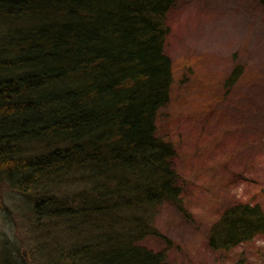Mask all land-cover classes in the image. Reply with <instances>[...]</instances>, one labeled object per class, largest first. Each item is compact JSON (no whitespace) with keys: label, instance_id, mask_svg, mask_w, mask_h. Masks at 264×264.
<instances>
[{"label":"trees","instance_id":"1","mask_svg":"<svg viewBox=\"0 0 264 264\" xmlns=\"http://www.w3.org/2000/svg\"><path fill=\"white\" fill-rule=\"evenodd\" d=\"M175 2L0 0V185L23 196L47 264H174L141 242L159 205L183 204L176 148L157 134ZM257 235L264 207L234 203L209 245ZM0 264L24 263L3 246Z\"/></svg>","mask_w":264,"mask_h":264},{"label":"rangeland","instance_id":"2","mask_svg":"<svg viewBox=\"0 0 264 264\" xmlns=\"http://www.w3.org/2000/svg\"><path fill=\"white\" fill-rule=\"evenodd\" d=\"M167 18L174 84L157 134L176 148L183 204L159 205V234L141 244L174 264H264L263 235L225 252L209 245L226 207H264V7L258 0H176ZM238 66L243 73L231 85ZM23 199L0 185V251L12 247L24 264H47Z\"/></svg>","mask_w":264,"mask_h":264}]
</instances>
